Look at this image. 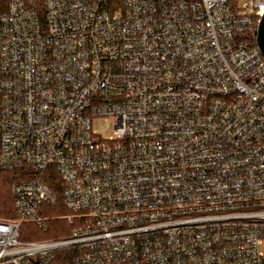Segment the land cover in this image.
<instances>
[{"label":"built area","instance_id":"1","mask_svg":"<svg viewBox=\"0 0 264 264\" xmlns=\"http://www.w3.org/2000/svg\"><path fill=\"white\" fill-rule=\"evenodd\" d=\"M263 15L264 0L1 6L0 170L24 179L0 264H264ZM51 221L69 233L21 239Z\"/></svg>","mask_w":264,"mask_h":264},{"label":"trees","instance_id":"2","mask_svg":"<svg viewBox=\"0 0 264 264\" xmlns=\"http://www.w3.org/2000/svg\"><path fill=\"white\" fill-rule=\"evenodd\" d=\"M7 1L8 0H0V10H1V6L3 8L6 6ZM22 179H24L22 177V171L11 172V171L0 170V219L1 220H11L17 218V214L14 209V198L11 193V188L15 183L21 181ZM63 211L64 210L62 209L55 208L52 210L50 215L52 216L58 214L60 215L63 214ZM57 222H64V221H51L48 227L54 225ZM27 224H29L30 226L29 227L30 229L28 230L29 234L33 233L36 226L30 223ZM27 224H24L22 227H24ZM61 235L62 234L60 233L52 234V236H55L56 238L60 237ZM73 259H74V254L72 252L64 251L58 253L55 259L50 264H72Z\"/></svg>","mask_w":264,"mask_h":264},{"label":"rangeland","instance_id":"3","mask_svg":"<svg viewBox=\"0 0 264 264\" xmlns=\"http://www.w3.org/2000/svg\"><path fill=\"white\" fill-rule=\"evenodd\" d=\"M113 128V123L109 120L99 119L94 122V129L100 133L102 137L111 135ZM66 211H63V214ZM29 224L25 225L20 230V237L25 241H40V240H52L59 239L66 236L70 231V226L64 222H57L48 228H36L34 232L29 234ZM54 233L62 234L60 237L56 238L52 236Z\"/></svg>","mask_w":264,"mask_h":264},{"label":"water","instance_id":"4","mask_svg":"<svg viewBox=\"0 0 264 264\" xmlns=\"http://www.w3.org/2000/svg\"><path fill=\"white\" fill-rule=\"evenodd\" d=\"M256 42L264 56V15L260 19Z\"/></svg>","mask_w":264,"mask_h":264}]
</instances>
